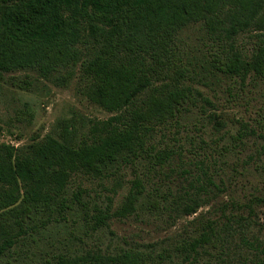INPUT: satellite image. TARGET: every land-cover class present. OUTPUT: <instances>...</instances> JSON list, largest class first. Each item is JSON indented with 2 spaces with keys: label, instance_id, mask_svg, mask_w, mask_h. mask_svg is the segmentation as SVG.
Segmentation results:
<instances>
[{
  "label": "trees",
  "instance_id": "1",
  "mask_svg": "<svg viewBox=\"0 0 264 264\" xmlns=\"http://www.w3.org/2000/svg\"><path fill=\"white\" fill-rule=\"evenodd\" d=\"M192 23H203L224 52L230 49L216 58L224 73L264 77V0H0V78L4 72L35 71L67 85L79 65L89 98L116 112L92 139L62 119L31 151L0 144V264H19L15 260L25 249L18 245L37 246L41 230L54 220L77 211L85 215L83 191L67 195L72 173L104 175L131 166L134 177L122 204L112 214L96 207L92 218L100 227L112 215L137 210L147 191L138 161L155 148V131L177 121L195 101L193 89L184 85L189 67L177 41ZM246 30L258 35L250 58L233 44V36ZM15 84L29 88L31 82ZM169 154L165 147L153 156L163 164ZM212 235L203 234L191 248L212 242ZM34 256L32 264H83L86 258L64 252ZM90 258L96 264H156L132 248Z\"/></svg>",
  "mask_w": 264,
  "mask_h": 264
},
{
  "label": "rangeland",
  "instance_id": "2",
  "mask_svg": "<svg viewBox=\"0 0 264 264\" xmlns=\"http://www.w3.org/2000/svg\"><path fill=\"white\" fill-rule=\"evenodd\" d=\"M257 38L255 31H240L233 44L250 58ZM177 41L189 67L184 85L193 89L195 101L177 121L155 131V148L138 161L147 191L137 210L112 215L100 227L92 218L97 208L112 214L122 204L134 177L131 166L104 175L72 173L67 195L81 189L87 212L54 220L41 230L36 247L19 244L25 251L15 262L32 264L34 255L39 260L64 252L96 264L90 256L98 251L132 248L156 264H264V77L224 73L216 58L230 49L224 52L203 23L182 29ZM21 79L31 82L29 88L15 84ZM115 114L89 98L79 65L67 85L35 71L4 72L0 78V144L19 153L44 141L59 120L70 119L81 137L92 139ZM165 147L169 157L158 164L153 154ZM206 233H213L212 242L193 250L191 242Z\"/></svg>",
  "mask_w": 264,
  "mask_h": 264
}]
</instances>
